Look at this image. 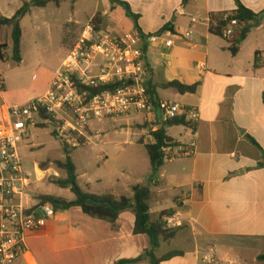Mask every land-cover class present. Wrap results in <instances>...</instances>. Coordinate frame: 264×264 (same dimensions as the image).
<instances>
[{"label":"crops","instance_id":"obj_1","mask_svg":"<svg viewBox=\"0 0 264 264\" xmlns=\"http://www.w3.org/2000/svg\"><path fill=\"white\" fill-rule=\"evenodd\" d=\"M85 1L63 0L60 6L51 3L32 8L21 24L30 19L36 43L46 32L50 37L54 31L60 32L70 52L85 27ZM118 1L129 4L139 16L144 36H162L156 43L142 44L152 75L149 87L154 99L199 109L194 128H166L177 153L192 144L195 148L191 155L165 162L158 180L149 183L151 161L139 142L145 137L146 144L147 126L134 133L136 138L130 142L134 150L118 158L102 157L95 181L102 189L93 191L91 180L81 188L92 194L131 198L134 187L150 184L151 221H157L164 211L174 210V216L168 218L171 227L181 228L172 241L160 243L156 255L173 251L183 255L162 264H259L257 258L264 254V0H190L186 5L183 0ZM238 1L259 15L255 23L259 25L252 26L241 45L234 46L233 39L213 34L210 28L213 14L234 13ZM68 3L71 13L62 21L63 7ZM22 7V0H0V20L12 19ZM93 8L91 19L102 13L107 22L105 30L121 35L136 31L134 21L111 0H93ZM165 27L171 31H163ZM188 30L193 35L185 39L183 34ZM166 41H172L173 46L167 48ZM198 64H205V69L200 70ZM54 77L47 81L45 93ZM174 81L199 84V88L195 94L181 95L162 87ZM2 86L3 108L12 103L6 101L4 81ZM38 96L31 95L27 103ZM127 123L144 125L145 118L132 115ZM102 131L107 132L100 123L90 126V142L82 147L93 145ZM34 172L46 173V180L53 175L51 169L40 168L37 163ZM154 214L157 217L153 220ZM135 222L132 211L123 212L115 225L93 219L79 207L59 212L28 236L27 251L14 264H117L134 259H141L137 264H151L146 256L151 240L148 235L134 234Z\"/></svg>","mask_w":264,"mask_h":264},{"label":"built area","instance_id":"obj_2","mask_svg":"<svg viewBox=\"0 0 264 264\" xmlns=\"http://www.w3.org/2000/svg\"><path fill=\"white\" fill-rule=\"evenodd\" d=\"M223 37L234 38L241 25L230 19ZM193 23H196L193 21ZM213 23V20H212ZM192 30L183 34L191 38ZM159 34L142 36L138 31L118 34L97 29L92 20L57 71L50 89L23 105L1 107L0 111V264H14L27 251V238L53 220L58 212L40 197L31 200L28 192L34 182L47 179L46 173L29 172L24 167L21 143L30 129L55 123L59 139L77 149L90 142L89 128L94 121L119 116L142 115L148 127L147 145L156 143L154 133L162 124L184 118L194 128L199 109L175 102L154 99L149 93L152 78L143 42L156 43ZM167 48L173 46L166 41ZM200 70L205 64H198ZM110 87L95 94L92 90ZM195 145L182 152L167 142L162 148L163 160L170 162L194 153ZM172 226L170 219H166Z\"/></svg>","mask_w":264,"mask_h":264},{"label":"rangeland","instance_id":"obj_3","mask_svg":"<svg viewBox=\"0 0 264 264\" xmlns=\"http://www.w3.org/2000/svg\"><path fill=\"white\" fill-rule=\"evenodd\" d=\"M69 5L68 3L63 7L62 21L66 20L71 13ZM84 5L82 19L86 26L92 20L93 0L85 1ZM103 19L104 23L101 28L106 29L107 22L105 17ZM21 25L23 30V60L20 65H15L12 61V26H5L0 38V43L9 44V48L4 49L6 60H0V90L4 81L7 92L6 101L12 103V105L26 104L29 97L33 94L42 96L48 88L46 86L47 81L50 77L56 75L70 53L63 45L62 38L64 35L61 38L60 32L54 31L51 37L46 32L41 35L42 38L36 43L30 19L26 18ZM3 91L5 92V89ZM130 118L131 116H119L91 123V126L100 123L107 132L98 133L100 134V139L95 140L93 145L72 150V160L77 168L80 187L85 189V185L91 180L90 183L93 182V191L100 188L95 181L99 177L97 165L103 156L118 158L130 150H134L130 148V142L136 138L134 133L137 131L141 132L143 128H147V125L140 123L134 126L129 125L127 120ZM128 127H132L134 131ZM52 132V127H33L30 129V135L20 145L24 158V167L27 171L33 172L34 164L37 163L40 168L51 169L53 172L49 180L43 182L35 181L33 189L28 192V197L31 200H36L40 196H55L71 201L75 199L71 189H61L54 184L56 180L66 179L67 173L64 170H60L56 165L58 161H65L66 157L60 141ZM144 139L145 137H141V141H144ZM138 148L140 147L135 149L142 150ZM120 168L117 165V169L119 170ZM156 217L155 214L152 215L153 220ZM166 225L168 228H173L167 222Z\"/></svg>","mask_w":264,"mask_h":264},{"label":"trees","instance_id":"obj_4","mask_svg":"<svg viewBox=\"0 0 264 264\" xmlns=\"http://www.w3.org/2000/svg\"><path fill=\"white\" fill-rule=\"evenodd\" d=\"M23 7L15 14V16L10 19H1L2 21H7V26H12V61L15 65H20L22 63V37L23 31L21 27L22 20L27 17L32 8H45L49 4L54 3L56 6H60L63 0H22ZM190 0H183V5H186ZM115 6L122 7L126 15L134 21L135 30L142 34L140 27L138 25L139 16L134 14L129 4L121 2L118 0H111ZM223 14H213L211 24V32L218 36L223 37L224 29L228 26V22L222 19ZM230 19H236L239 21L241 27L239 31L233 38V45H241L247 38L252 26L259 21V15L253 13L251 10L244 7L238 1V9L230 16ZM93 24H95L97 29H102V24L104 19L102 13H97L92 18ZM2 26L0 24V30ZM170 30V27H165L163 31ZM142 36H144L142 34ZM9 45L5 43H0V60L5 61L6 57L4 54V49H8ZM258 55V54H257ZM257 61V60H256ZM165 89H174L181 95L195 94L199 88V84L185 85L179 81L170 82L162 86ZM1 89H4L2 86ZM105 89H110V87L101 88L99 90H92L95 94ZM149 93L153 97L151 89L149 87ZM154 98V97H153ZM264 101V97H263ZM1 111V107H0ZM190 125L184 118H177L175 120L169 121L162 124L160 128L153 134L156 138V143L153 145L144 144L143 141H139L141 145H144L152 167V173L149 177V183H154L158 180L160 170L164 165L162 148L166 146L167 142H172L173 140L167 136L166 128L174 126H188ZM42 128H53V135L60 141L62 148L65 153V161L56 162L57 167L60 170H64L67 173V178L63 180H56L54 184L62 189H71L75 196L73 201H67L60 197L55 196H41L39 199L42 203H50L56 212H66L72 208L79 207L82 209L83 213L93 219L101 220L115 225L120 215L125 211H132L135 215V235H148L151 240V250L146 252L151 264H162L165 261H169L175 257L182 256V252L173 251L162 257L156 255V250L159 248L160 243L172 241L181 228H168L166 225V219L172 218L174 216V210L164 211L160 214L157 221H151L150 205L149 201L151 198L150 184L147 186H136L133 188V197L128 198L125 196L116 197L113 194L97 195L92 194L83 190L78 184V175L76 171V166L72 160V149L66 142L59 139L57 132L55 130V123L51 120V123L41 124ZM255 143V142H254ZM141 259L134 260H123L117 264H137ZM257 261L259 264H264V254L258 256Z\"/></svg>","mask_w":264,"mask_h":264},{"label":"water","instance_id":"obj_5","mask_svg":"<svg viewBox=\"0 0 264 264\" xmlns=\"http://www.w3.org/2000/svg\"><path fill=\"white\" fill-rule=\"evenodd\" d=\"M0 24H1V26H6L7 25V21L4 20V21L0 22ZM257 25H259V24H254L253 27H255ZM236 53H237V49H234L232 51V55L235 56Z\"/></svg>","mask_w":264,"mask_h":264}]
</instances>
